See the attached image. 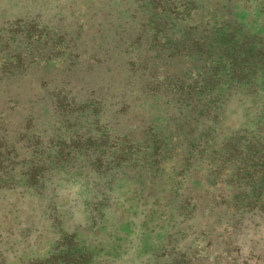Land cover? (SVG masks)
Masks as SVG:
<instances>
[{
    "label": "rangeland",
    "instance_id": "obj_1",
    "mask_svg": "<svg viewBox=\"0 0 264 264\" xmlns=\"http://www.w3.org/2000/svg\"><path fill=\"white\" fill-rule=\"evenodd\" d=\"M0 264H264V0H0Z\"/></svg>",
    "mask_w": 264,
    "mask_h": 264
},
{
    "label": "trees",
    "instance_id": "obj_2",
    "mask_svg": "<svg viewBox=\"0 0 264 264\" xmlns=\"http://www.w3.org/2000/svg\"><path fill=\"white\" fill-rule=\"evenodd\" d=\"M167 3H165L166 5ZM235 29L234 31L230 32V33H226L224 36H223V39L221 38V41H220V44L221 43H225L227 45L230 46V52L231 53H236L239 51V44L235 43L234 41V37L236 35V33L239 31V26H234ZM49 39L51 40V37H49ZM50 40L48 42H50ZM166 44H168L170 47H171V53L168 54V57L171 58L173 57V59H177L178 57H181V56H186L187 54V51L189 50L186 46L187 42L184 40V36H180L178 38H175V39H170L168 38L166 41H165ZM198 43L199 44H202L201 46L202 47H210V43H212V39L209 38L208 40H204V41H201V40H198ZM47 60V59H46ZM23 62V61H22ZM27 65V63H26ZM183 104L187 105L189 104L188 103V100L184 99V101H182ZM202 114V113H200ZM204 115V114H203Z\"/></svg>",
    "mask_w": 264,
    "mask_h": 264
}]
</instances>
